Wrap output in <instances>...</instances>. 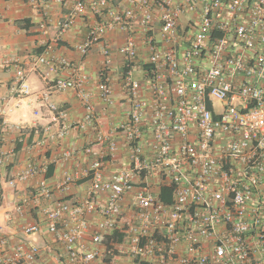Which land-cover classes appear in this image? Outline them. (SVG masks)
<instances>
[{
	"label": "built area",
	"instance_id": "2783aa9c",
	"mask_svg": "<svg viewBox=\"0 0 264 264\" xmlns=\"http://www.w3.org/2000/svg\"><path fill=\"white\" fill-rule=\"evenodd\" d=\"M39 1L27 0L35 8ZM120 1L126 5L122 10L115 0H74L56 25L65 32L87 11L95 18L74 47L80 57L107 32L125 34L118 51L126 60L122 87L129 110L115 128L124 139L125 167L110 180L104 177L106 160L114 158L119 144L97 130L93 94L85 89L89 75L60 59L67 73L38 97L65 120L66 112L50 96L74 91L86 113L72 126L63 124L57 137L70 128H90L95 139L81 151L85 167L75 150L62 152L75 171L64 172L59 182L50 184L47 166L30 162L16 176L12 183L43 175L15 207L18 214L37 210L22 233L52 240L65 264H264V0ZM186 15L192 20L183 26ZM41 26L46 30V23ZM139 32L150 45L143 80L133 77ZM101 54L96 91L109 109L115 103L106 74L111 52L104 45ZM37 59L48 63L47 51ZM5 64L15 69V93L31 97L23 68L17 61ZM13 129L22 131L8 124L0 108V166L4 135ZM87 178L83 199L41 205ZM162 188L170 189L169 204L159 198ZM126 194L132 199L129 217L123 209ZM115 231L121 242L101 250L103 239ZM42 255L27 240L9 249L0 245V264H46Z\"/></svg>",
	"mask_w": 264,
	"mask_h": 264
},
{
	"label": "crops",
	"instance_id": "0c3cea01",
	"mask_svg": "<svg viewBox=\"0 0 264 264\" xmlns=\"http://www.w3.org/2000/svg\"><path fill=\"white\" fill-rule=\"evenodd\" d=\"M73 3L74 0H63V3L40 0L39 7L35 8L30 6L27 0H0V108L4 110V118L9 125H19L22 128V131L13 129L6 132L1 145L5 161L0 166V245L3 242L9 249L22 240L31 241L41 249V258L46 264H65L62 252L52 240L42 235L25 236L22 233L23 226L34 220L36 209L30 208L24 214L15 211L22 196L37 188L43 175H35L25 182H12L29 162L47 166L44 177L50 184L61 181L64 172L75 171L74 162L61 159L62 152L75 150L79 166L85 167L88 161L81 151L95 139V130L90 128H70L62 138L57 137L63 124L72 126L81 121L86 113V108L79 102L74 91L53 92L50 96V101L66 112L65 120L51 113L45 102L38 97L47 90L52 80L67 73L59 66L60 59L70 61L89 75L91 80L85 89L93 94L90 103L95 111L97 130L104 135H112L119 144L114 158L106 160L104 177L110 180L117 171L125 167L124 139L115 131L129 110L126 93L122 87L126 60L118 51L124 42L125 34L107 32L101 43L94 46L85 57H80L74 47L85 39L88 26L95 18L87 11L71 28L60 32L56 24L66 17ZM114 6L117 10L126 7L120 0H115ZM180 20L181 25L186 26L192 16H182ZM43 23H46V30L41 26ZM139 38L133 77L143 80L150 68L147 64L150 45L142 34ZM104 45L111 52V63L106 74L113 87L115 102L109 109H105L98 100L96 91L103 66L101 49ZM46 51L48 63L41 64L37 58ZM8 61H17L18 66L25 71L31 97L20 98L15 93V69L5 64ZM88 184V178L79 180L67 192H55L50 200H42L41 205L49 206L59 199L79 201L85 196ZM131 200V195L126 194L123 209L128 217ZM119 237L121 242L123 236L120 234ZM118 243L113 242L111 245L116 246ZM99 247L101 250L105 248L103 244ZM117 256L123 258L120 253H117Z\"/></svg>",
	"mask_w": 264,
	"mask_h": 264
},
{
	"label": "rangeland",
	"instance_id": "374dc122",
	"mask_svg": "<svg viewBox=\"0 0 264 264\" xmlns=\"http://www.w3.org/2000/svg\"><path fill=\"white\" fill-rule=\"evenodd\" d=\"M217 108H219L218 106H217ZM120 233L118 232V231H115L114 233H112V236H107V238L108 239H103V241H102V244L104 245V246H111V244H113V242H115V243H118V242H120Z\"/></svg>",
	"mask_w": 264,
	"mask_h": 264
},
{
	"label": "trees",
	"instance_id": "16d2710c",
	"mask_svg": "<svg viewBox=\"0 0 264 264\" xmlns=\"http://www.w3.org/2000/svg\"><path fill=\"white\" fill-rule=\"evenodd\" d=\"M160 200L163 203L169 204L171 202V192L169 188H162L160 195H159Z\"/></svg>",
	"mask_w": 264,
	"mask_h": 264
}]
</instances>
